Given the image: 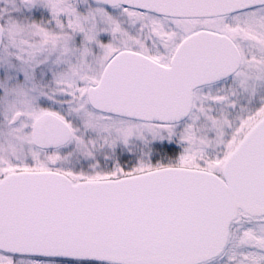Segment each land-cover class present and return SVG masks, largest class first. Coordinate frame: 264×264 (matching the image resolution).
Returning a JSON list of instances; mask_svg holds the SVG:
<instances>
[{
	"label": "snow or ice",
	"instance_id": "obj_1",
	"mask_svg": "<svg viewBox=\"0 0 264 264\" xmlns=\"http://www.w3.org/2000/svg\"><path fill=\"white\" fill-rule=\"evenodd\" d=\"M0 264H264V0H0Z\"/></svg>",
	"mask_w": 264,
	"mask_h": 264
}]
</instances>
